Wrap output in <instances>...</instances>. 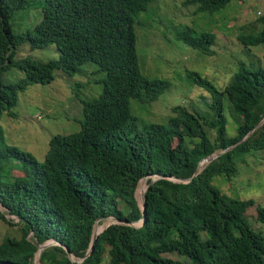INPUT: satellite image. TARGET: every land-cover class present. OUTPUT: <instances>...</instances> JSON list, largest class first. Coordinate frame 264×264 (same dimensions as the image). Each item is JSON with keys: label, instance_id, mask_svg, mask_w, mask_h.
<instances>
[{"label": "trees", "instance_id": "obj_1", "mask_svg": "<svg viewBox=\"0 0 264 264\" xmlns=\"http://www.w3.org/2000/svg\"><path fill=\"white\" fill-rule=\"evenodd\" d=\"M235 1L184 3L212 17ZM151 2L0 0V205L19 221L1 209L0 219L21 230L20 238L6 234L0 241V264H34L39 246L54 239L59 243L43 251L40 264H264V205L234 198L214 183L218 177L233 181L250 155L264 152V123L250 133L264 119V15L258 18L261 27L239 25L235 37L234 51L245 49L257 61L238 58L229 80L219 85L187 69L198 100H182L166 122L145 121L133 102L153 103L173 86L142 67L137 29ZM33 9L37 14L29 19L38 23L16 33L14 16ZM173 32L176 41L206 56L222 40L190 24ZM49 47L58 58L34 55ZM88 64L107 79L101 95L81 98L82 117L75 118L81 129L52 135L45 160L10 145L2 118L17 116L13 109L21 93L33 84H51L56 71L73 79ZM15 68L23 75L9 80L6 74ZM227 101L243 117L234 136L228 135ZM221 151L195 175L202 159ZM146 176L144 213L137 188ZM252 206L258 230L245 217ZM111 217L121 222L101 232L88 255L96 222ZM67 247L82 260L71 259Z\"/></svg>", "mask_w": 264, "mask_h": 264}, {"label": "rangeland", "instance_id": "obj_2", "mask_svg": "<svg viewBox=\"0 0 264 264\" xmlns=\"http://www.w3.org/2000/svg\"><path fill=\"white\" fill-rule=\"evenodd\" d=\"M185 0H152L149 8L141 15L142 25L138 26V47L142 56L143 70L149 77L168 78L173 86L159 100L142 104L133 102V109L145 121L166 122L173 114L172 108L182 100H198L195 86L187 78V69L199 71L210 76L216 85L229 80V73L236 69L238 58L248 62L257 61L249 57L245 49L234 51L239 25L248 24L257 27L258 18L264 15V0H236L227 10L215 16H205L204 13H194L197 5H185ZM40 11V10H39ZM37 14L36 10L18 12L12 19L16 33H22L29 27H34L38 19L29 15ZM28 14V15H26ZM190 24L209 31L217 32L222 40L216 46V53L206 56L198 50L183 46L174 38V26ZM261 27V24H259ZM230 48L226 50L224 45ZM34 55L43 59L58 58L56 48L39 49ZM84 72L75 78L65 76L56 71L55 80L51 84H33L26 92L21 93L19 104L13 111L16 117L4 114L2 123L6 130L7 141L31 152L39 160H45L50 149V139L56 134H70L81 129V124L75 118L82 117L83 103L81 98L92 99L104 91L103 81L107 79L106 72L99 70L95 64L84 66ZM23 75L22 71L13 69L6 74L9 80L17 81ZM84 85L78 88L75 81ZM185 102V103H186ZM228 135L237 134V129L243 122V117L234 111L227 101ZM156 179V177H155ZM142 184V180L140 182ZM137 188V197L141 204L144 185ZM215 185L234 198H256L264 205V152L255 151L249 156V162L242 164L240 175L229 182L218 177ZM141 186V187H140ZM139 189L141 193H139ZM0 209L8 219L15 223L19 218L9 214L5 207ZM258 211L250 207L245 217L255 230L260 229L257 222ZM116 222L114 218L102 220L100 229L106 224ZM6 234L20 238L19 226H11L0 219V241ZM49 247L56 245L55 240ZM174 259H181L177 254H168ZM74 260H82L74 256ZM35 264V263H34ZM40 264V263H39Z\"/></svg>", "mask_w": 264, "mask_h": 264}, {"label": "water", "instance_id": "obj_3", "mask_svg": "<svg viewBox=\"0 0 264 264\" xmlns=\"http://www.w3.org/2000/svg\"><path fill=\"white\" fill-rule=\"evenodd\" d=\"M264 123V119L250 132V133H252V132H254L257 128H259L262 124ZM224 151H221V152H218V153H215V154H213V155H211L210 157H206V158H204V159H202V161L200 162V164H199V166H198V168H197V171H196V173H195V175H198L202 170H203V168L205 167V164L206 163H210V162H212L214 159H216L217 157H219L222 153H223ZM142 180H147V176L146 177H144ZM189 180V179H188ZM154 181V180H153ZM148 188H149V183H148V185H147V188H146V190H144V193H142V200H141V207H142V209H143V211H144V213H145V210H146V207H147V201H146V195H147V191H148ZM144 217L145 216H143V222H144ZM111 218H114V217H111ZM115 220H116V222H113V223H120L121 222V220H119V219H117V218H114ZM112 222H110V223H108V224H106L105 225V227L101 230V231H96V226L97 225H99V220L96 222V224H95V230H94V234H93V241H92V246H91V248H90V250H89V253H88V255H90L91 254V252L94 250V244H95V242L97 241V239L99 238V235H100V233L101 232H103L108 226H110L111 224H113ZM131 224H134L133 222H130ZM55 241H56V243L55 244H58L59 242H58V240L57 239H54ZM52 243H48V241L47 242H45V243H43V244H41L40 246H39V251H38V253H37V257H36V261H35V264H39L40 263V261H41V256H42V254H43V251L46 249V248H48L50 245H51ZM66 250H67V252H68V254H69V256L71 257V259H73L74 260V255L70 252V250H69V248L67 247L66 248Z\"/></svg>", "mask_w": 264, "mask_h": 264}, {"label": "clouds", "instance_id": "obj_4", "mask_svg": "<svg viewBox=\"0 0 264 264\" xmlns=\"http://www.w3.org/2000/svg\"><path fill=\"white\" fill-rule=\"evenodd\" d=\"M155 178V177H154ZM146 181V180H145ZM147 181H148V177H147ZM147 185H148V182H147ZM144 222H143V218L140 220V222H139V226H141L142 224H143Z\"/></svg>", "mask_w": 264, "mask_h": 264}, {"label": "bare ground", "instance_id": "obj_5", "mask_svg": "<svg viewBox=\"0 0 264 264\" xmlns=\"http://www.w3.org/2000/svg\"><path fill=\"white\" fill-rule=\"evenodd\" d=\"M142 181H144L145 183H146V185H147V180L145 181V180H142ZM141 184V183H140ZM146 188V186H145V184H144V189ZM144 193V192H143ZM102 230V228L100 229V230H96V231H101Z\"/></svg>", "mask_w": 264, "mask_h": 264}]
</instances>
